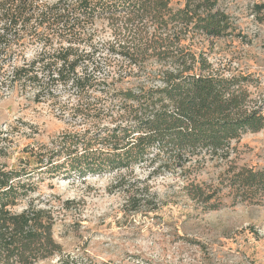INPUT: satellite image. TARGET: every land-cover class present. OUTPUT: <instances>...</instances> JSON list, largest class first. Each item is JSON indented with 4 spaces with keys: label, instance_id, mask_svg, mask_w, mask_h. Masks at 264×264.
Instances as JSON below:
<instances>
[{
    "label": "trees",
    "instance_id": "1",
    "mask_svg": "<svg viewBox=\"0 0 264 264\" xmlns=\"http://www.w3.org/2000/svg\"><path fill=\"white\" fill-rule=\"evenodd\" d=\"M40 1L0 0V72L10 69L14 82L35 89V100L59 102L66 129L27 147L16 166H0V264L53 258L87 264L65 258L54 239L64 224L60 211L73 203L42 197L45 179L112 176L116 189L129 194L125 206L133 214L151 205L147 188L135 189L138 168L146 171L144 181L176 177L186 197L208 211L224 195L261 203L264 171L236 164L242 136L264 128L253 91L258 81L210 58L216 41L240 36L222 8L226 0H182L180 7L170 0H57L38 13ZM263 10L264 4L252 6L256 16ZM100 19L112 34L101 57L80 36H5L32 20L70 33ZM25 44L41 51L16 66L13 50ZM209 167L216 175L209 183L199 180Z\"/></svg>",
    "mask_w": 264,
    "mask_h": 264
},
{
    "label": "rangeland",
    "instance_id": "2",
    "mask_svg": "<svg viewBox=\"0 0 264 264\" xmlns=\"http://www.w3.org/2000/svg\"><path fill=\"white\" fill-rule=\"evenodd\" d=\"M56 3L57 0H41L36 12ZM170 3L180 7L182 0H170ZM254 4H264V0L223 3L222 8L230 15L240 36L216 41L210 58L230 63L231 68L251 74L258 81L253 91L261 101L264 115V10L256 16L252 11ZM5 36L24 41L62 36L89 38L99 49V57L105 54L104 43L112 38L102 19L91 27L70 33L32 20ZM40 51L28 44L14 48L15 65L29 63ZM10 72V69L0 72V84L10 89L9 95L0 99V166L14 167L26 157L23 150L47 144L66 125L56 110L59 102L47 96L35 100V89L14 82ZM64 97L63 93L60 102ZM236 147L238 167L264 171V128L243 135ZM217 172L209 167L200 173L199 180L209 183ZM145 174L143 168L134 170L133 176L138 180L135 189L147 188L151 205L136 214L127 211L130 205L125 206V196L129 194L116 189L112 176L85 179L72 176L45 179L39 184L42 197L73 203L68 210L60 211L64 224L54 231V239L61 245L65 258L83 259L87 264H264V197L255 205L234 202L224 195L216 203L218 208L208 211L186 197L176 177L144 181ZM37 264L59 262L53 258Z\"/></svg>",
    "mask_w": 264,
    "mask_h": 264
},
{
    "label": "built area",
    "instance_id": "3",
    "mask_svg": "<svg viewBox=\"0 0 264 264\" xmlns=\"http://www.w3.org/2000/svg\"><path fill=\"white\" fill-rule=\"evenodd\" d=\"M9 87L5 84H0V99L6 98L9 95Z\"/></svg>",
    "mask_w": 264,
    "mask_h": 264
}]
</instances>
